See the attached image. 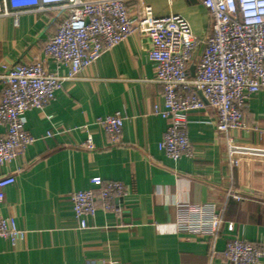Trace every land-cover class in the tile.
I'll list each match as a JSON object with an SVG mask.
<instances>
[{"label": "crops", "instance_id": "1", "mask_svg": "<svg viewBox=\"0 0 264 264\" xmlns=\"http://www.w3.org/2000/svg\"><path fill=\"white\" fill-rule=\"evenodd\" d=\"M144 3L156 18H186L198 38L209 31V16L198 0ZM133 10L130 4L129 13ZM58 20L49 11L0 15V74L39 61L48 72L66 76L67 68H57L43 51ZM148 45L146 37L130 35L63 82L47 107L25 114L24 129L36 141L15 161L0 165V177H15L0 215L13 217L26 237L14 246L0 239V264H229L223 250L234 237L264 252V87L247 101V128L229 132L230 157L238 166L229 167L209 108L188 114L192 155L170 159L158 148L170 120L154 112L164 102ZM117 111L124 122L114 146L99 121ZM4 132L0 126V135ZM87 139L91 151L81 146ZM93 177L123 183L129 193L113 201L119 215L97 211L85 217L87 227L81 229L69 195L95 189ZM228 191L243 199L226 197ZM211 204L222 216L217 237L176 231L183 206Z\"/></svg>", "mask_w": 264, "mask_h": 264}, {"label": "built area", "instance_id": "2", "mask_svg": "<svg viewBox=\"0 0 264 264\" xmlns=\"http://www.w3.org/2000/svg\"><path fill=\"white\" fill-rule=\"evenodd\" d=\"M209 16V31L198 38L188 20L180 15L156 18L144 0H0V15L17 11H49L59 14L54 35L43 51L66 76L48 72L39 61L19 63L0 74V165L15 161L36 139L24 129L25 114L42 110L54 99L63 82L70 81L104 51L132 34L149 40L147 53L162 87L164 109L156 114L170 120L159 150L170 159L192 155L187 136L188 114L209 108L215 116L214 129L224 143L230 168L239 161L230 157L233 139L229 132L246 129L243 111L248 99L264 87V0H198ZM134 10L129 13L128 6ZM202 47L200 55H197ZM194 65V75L189 73ZM124 114L117 111L99 121L110 145H118ZM47 137L52 136L47 133ZM93 150L90 139L83 145ZM15 183L13 175L0 177V203L5 190ZM93 190L69 195L79 227L97 211L114 212L113 201L128 195L120 182L90 180ZM226 197L242 200L228 191ZM178 217L179 233L215 238L221 233V212L214 205H186ZM26 231L13 217L0 215V239L12 246L24 241ZM223 254L229 264H260L264 252L238 238L226 241Z\"/></svg>", "mask_w": 264, "mask_h": 264}, {"label": "water", "instance_id": "3", "mask_svg": "<svg viewBox=\"0 0 264 264\" xmlns=\"http://www.w3.org/2000/svg\"><path fill=\"white\" fill-rule=\"evenodd\" d=\"M201 50H202V47L199 48V50L197 52V55H200ZM189 73H190L191 76L194 75V65L193 64H191L190 67H189Z\"/></svg>", "mask_w": 264, "mask_h": 264}]
</instances>
